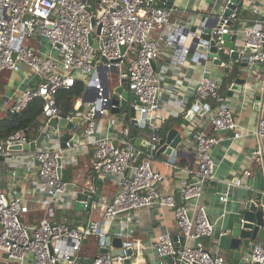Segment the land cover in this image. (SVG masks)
<instances>
[{
	"label": "built area",
	"instance_id": "built-area-1",
	"mask_svg": "<svg viewBox=\"0 0 264 264\" xmlns=\"http://www.w3.org/2000/svg\"><path fill=\"white\" fill-rule=\"evenodd\" d=\"M250 9L260 15L258 8L250 5ZM177 10L168 0H0V70L18 71L25 64L40 79L37 86L25 87L3 110L20 111L28 101L40 97L43 118L71 119L73 115H81V134L86 142L94 145L93 173L115 175L119 185L112 197L102 200L100 218H90L80 226L54 221L56 202L69 186L62 178L64 147L8 149L9 145L33 140L22 129L0 139V156L11 159L16 152H23L35 160L37 180L43 187V195L30 199L21 195L8 197L0 190V264H145L139 240L132 238L133 224L128 215L134 209L156 206L173 208L182 236V240L174 239L165 232L156 237L153 242L156 264H236L226 259L218 241L212 238L214 223L205 205L199 202L203 188L215 177L216 163L211 149L220 137L192 122L185 126L184 139L195 141L197 169L194 178L182 180L178 202L174 195L157 189L165 177L151 163L158 136H151L147 152L130 142L129 126H121L116 134L110 130L115 120L105 119L107 109L102 96L105 84L125 83L140 101L136 124L152 133L158 130V122L164 120L159 105L164 69L156 70L153 63L159 55L160 44L165 42L185 56V43L194 36V32L184 36L182 28L188 26L173 21ZM239 18L238 9H234L223 18L220 27L213 28L216 44L220 45L221 34L229 31L237 36L235 45L241 39V47H236L247 65L264 63V29L258 25L264 19L251 18L253 24L236 29L225 26L229 20ZM155 29L160 34L153 38L151 33ZM180 44L182 48L178 47ZM208 72L205 69L193 88L199 101L219 100V83ZM77 78L85 81V87L95 85L99 97L84 103L82 96L78 97L74 112L62 116L54 93L60 87L72 86ZM176 101L184 108L185 116L197 105L196 102L187 107L185 99L178 97ZM209 106L206 103L199 107L205 108V113L210 111L208 119L214 131L228 129L233 131L232 138L241 136L230 105L216 104L210 109ZM255 134L259 138L264 136L263 114ZM259 152L260 148L253 151ZM219 198L223 202L228 199L226 194ZM30 202L41 214L33 223H26L24 217L30 212ZM227 233L220 230L218 235ZM106 236L121 238V254H113L112 245L108 251H99L105 245L100 244V238ZM90 238L97 239L98 245L93 255L88 256L91 262L86 263L85 246ZM209 238L212 239L206 245L205 239ZM185 239H194L195 243L188 245ZM241 264H264V241L255 242Z\"/></svg>",
	"mask_w": 264,
	"mask_h": 264
},
{
	"label": "crops",
	"instance_id": "crops-1",
	"mask_svg": "<svg viewBox=\"0 0 264 264\" xmlns=\"http://www.w3.org/2000/svg\"><path fill=\"white\" fill-rule=\"evenodd\" d=\"M176 5L179 10L174 13L173 21L183 23L188 27H193L194 23H202L210 18L213 14H222L227 0H168ZM244 6L238 8L240 18L232 21L229 28L253 24L251 18L264 19V0H247ZM250 5L260 10V15H255ZM245 18H248L245 19ZM193 23V25H192ZM181 25V24H180ZM264 29V22L258 23ZM176 27V26H175ZM160 31L155 29L151 33V37L155 38ZM241 39L236 42L237 47H241ZM185 43V45H187ZM200 57H203L200 54ZM199 55L183 53L169 46L167 43L160 44V52L154 60V68L156 70L164 69L160 78L159 105L161 113L164 114V120L158 122L159 127H164L165 135L170 128H176L179 131L184 130L188 123H195L203 128L207 133L215 134L220 137L219 142L211 149V155L215 160L216 169L215 185L209 183L203 188L199 202L205 205L209 218L214 223V233L212 238L217 240L220 248L229 262L241 264L242 258L250 250L248 249L240 257L227 254V246L230 238V231L233 222L239 216V206L243 197L249 192L244 184H240L236 177H241L243 173L250 170L255 160L256 154L253 151L259 148L260 138L255 134L258 127L259 119L264 112L253 107L252 97L256 91L264 94V63L258 62L254 65H247L246 73H239L241 76H247V82L241 93L234 92L232 96L222 97L229 87V84L223 85L224 78L228 75L224 71L225 63L216 65L212 59L207 57L202 62ZM233 68H238V63L232 64ZM215 77L219 83V100L217 104H228L234 110V117L239 123L237 128L241 131V136L232 138L233 131L224 129L214 131L208 119V111L200 113L191 111L189 116L183 115L184 108L178 104L176 97L185 99L187 107L193 103L199 102L194 93L195 82L205 74ZM36 81L31 69L22 64L20 70L11 71L8 69L0 70V110L4 105H10L15 98L27 86H32ZM114 81V80H111ZM115 82V81H114ZM113 82V83H114ZM125 90L130 91L123 83ZM115 85V84H114ZM84 93V91H83ZM83 95V94H82ZM137 99V97L135 96ZM201 104H208L209 109L212 104L208 100H200ZM138 109V108H137ZM113 118L115 125L110 130L118 134L121 126L130 127V137L137 135L139 129L131 125L130 120L125 119L122 111L119 113H111L106 111L105 119ZM83 122L73 127L69 131L71 133L78 132V143L63 149V171L62 178L65 175L69 183L66 194L58 199L54 207V215L52 220L57 222H66L71 225L80 226L88 219L100 218L102 211V200L112 197L119 189L117 176L111 174L95 175L93 173L92 161L94 158V145L85 141L81 134ZM43 127V125H42ZM158 127V128H159ZM64 128H58L54 131L50 128V132L46 134L40 147L60 146V136L66 132ZM59 133V135H58ZM166 136V135H165ZM178 147L186 151V154L177 155L174 162H170L167 155L159 153L153 155L151 163L152 167L165 175L164 179L157 184V189L163 194L174 195L178 202L181 201L179 188L183 179L194 178L197 169V154L195 141L193 139L184 140ZM14 171V174L12 172ZM37 166L35 160L23 153L16 152L11 159L0 158V190L8 197L13 195H21L26 199L43 195V187L37 180ZM96 179L101 180V186L98 188ZM81 186H87L93 191L100 190L99 201H92L89 210L84 208L76 209L73 203V197L76 190ZM226 194L228 199L226 202L220 200V196ZM30 212L25 215L26 223H33L41 214L39 210H35L33 202H30ZM188 207L193 209L190 203ZM129 219H131L132 238L138 239L141 251L144 255L145 264H156V255L153 249V242L156 237L168 232L174 239L182 240L180 229L177 226L175 214L172 207H141L129 211ZM220 230L228 231L227 234L219 236ZM209 239H205L208 245ZM184 243L192 245L194 239H185ZM261 240L255 239V242ZM98 240L90 238L86 242V250L84 261L90 263L92 256L97 250ZM95 246V251L92 248Z\"/></svg>",
	"mask_w": 264,
	"mask_h": 264
},
{
	"label": "water",
	"instance_id": "water-1",
	"mask_svg": "<svg viewBox=\"0 0 264 264\" xmlns=\"http://www.w3.org/2000/svg\"><path fill=\"white\" fill-rule=\"evenodd\" d=\"M244 0H227L225 8L222 14H213L204 22L195 23L193 27H183L182 33L186 36L189 32H194V36L188 41L187 53H193L199 55L202 62H205L207 57L212 59V62L216 65H222L225 63L224 71L231 75V81L229 87L222 97L232 96L234 92L241 93L244 89V84L247 82V76H241L239 73H246L247 63L241 57L239 49L235 45L237 36L231 32H224L221 34L223 42L218 45L215 41V35L213 34V28H218L223 23V18L228 16L232 10L238 9L243 6ZM231 20L228 21L225 26H230ZM99 32V28H97ZM91 39V37H90ZM183 45H178L182 48ZM225 49L230 50L229 53L225 52ZM202 54L203 57H200ZM186 55V54H185ZM232 64L238 63V68L234 69ZM40 79L37 78L32 86H37ZM122 84L107 85L105 84L102 96L105 98V107L111 113H119L122 111L125 119H129L131 125L137 127L139 132L137 135L130 138V142L140 149L149 152L151 136H158V147L154 151L155 155L164 153L168 156L170 162H174L177 155L186 154L182 148L178 147L185 140L182 131L176 128H170L165 135L160 134L157 130L152 133L144 127H139L136 124L137 107L140 105V101L135 98V95L130 91L125 90ZM132 92V91H131ZM99 97L98 89L95 85H86L84 93L82 95V103L95 100ZM253 107L260 109L264 112V94L256 91L252 97ZM200 101L197 105L192 106V112L198 111L203 113L206 109L200 106ZM82 121L81 115H73L71 119L56 117L42 119L43 128L38 136L25 144H13L7 148L10 150H35L42 145V141L46 134L50 132V128L56 131L58 128H64L67 131L60 136V146L66 147L67 142L70 146L78 143L79 134L71 133L69 130L73 129L76 125ZM260 152L256 154L253 165L250 170L243 173L241 177H236L240 184L247 186L249 192L243 197L241 205L239 206V216L233 222L232 229L230 231L229 243L227 246V254L240 257L248 249H250L255 239L264 241V136L260 137L259 142ZM3 158V156H0ZM98 188L101 186V180L96 179ZM215 180H210L209 185H215ZM100 190L93 191L87 186H81L76 190L73 203L76 209L84 208L89 210L92 201H99ZM174 238V237H173ZM100 244H105L99 247V251H108L109 245L114 246L111 249L113 254H121L122 251L119 246L122 244L121 238L117 236H106L100 238ZM127 252L130 253L131 249L128 248ZM128 260L126 259V262Z\"/></svg>",
	"mask_w": 264,
	"mask_h": 264
},
{
	"label": "trees",
	"instance_id": "trees-1",
	"mask_svg": "<svg viewBox=\"0 0 264 264\" xmlns=\"http://www.w3.org/2000/svg\"><path fill=\"white\" fill-rule=\"evenodd\" d=\"M235 69V67H234ZM232 76L227 75L224 78L223 85L230 83ZM85 88V81L77 78L72 86L60 87L54 93V101L59 108L62 116H67L74 112V104L78 97L82 96ZM210 104L215 106L218 102L216 99H207ZM42 105L43 99L35 97L28 101L20 111L10 112L0 110V139H5L10 133L16 130H24L29 139H35L42 129ZM83 104H81L80 110ZM166 128L159 127L158 131L164 133ZM63 179H67L64 175Z\"/></svg>",
	"mask_w": 264,
	"mask_h": 264
},
{
	"label": "rangeland",
	"instance_id": "rangeland-1",
	"mask_svg": "<svg viewBox=\"0 0 264 264\" xmlns=\"http://www.w3.org/2000/svg\"><path fill=\"white\" fill-rule=\"evenodd\" d=\"M95 251V246H93V248H92V252H94Z\"/></svg>",
	"mask_w": 264,
	"mask_h": 264
}]
</instances>
